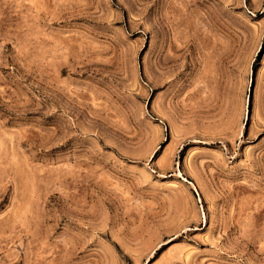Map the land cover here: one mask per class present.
Returning <instances> with one entry per match:
<instances>
[{
  "label": "rangeland",
  "instance_id": "obj_1",
  "mask_svg": "<svg viewBox=\"0 0 264 264\" xmlns=\"http://www.w3.org/2000/svg\"><path fill=\"white\" fill-rule=\"evenodd\" d=\"M172 263L264 264V0H0V264Z\"/></svg>",
  "mask_w": 264,
  "mask_h": 264
},
{
  "label": "bare ground",
  "instance_id": "obj_2",
  "mask_svg": "<svg viewBox=\"0 0 264 264\" xmlns=\"http://www.w3.org/2000/svg\"><path fill=\"white\" fill-rule=\"evenodd\" d=\"M155 246V245H154ZM153 248V247H152ZM173 262V261H172ZM176 262V261H175ZM166 263H168V262H166ZM173 264V263H172Z\"/></svg>",
  "mask_w": 264,
  "mask_h": 264
}]
</instances>
